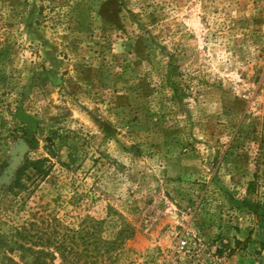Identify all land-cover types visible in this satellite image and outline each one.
<instances>
[{
	"label": "rangeland",
	"instance_id": "374dc122",
	"mask_svg": "<svg viewBox=\"0 0 264 264\" xmlns=\"http://www.w3.org/2000/svg\"><path fill=\"white\" fill-rule=\"evenodd\" d=\"M40 249L264 264V0H0V264Z\"/></svg>",
	"mask_w": 264,
	"mask_h": 264
},
{
	"label": "trees",
	"instance_id": "16d2710c",
	"mask_svg": "<svg viewBox=\"0 0 264 264\" xmlns=\"http://www.w3.org/2000/svg\"><path fill=\"white\" fill-rule=\"evenodd\" d=\"M14 129L13 133H20L21 137H23L29 146L30 149H35L38 146V138L36 136V130L38 126V119L34 116H31L27 112L21 109H16L12 114ZM14 138H17V136L14 134ZM48 159L38 158V159H30L29 157H25V160L23 162V165L18 168V170L15 173V179L13 180L11 186H20L23 176L25 175L26 170L32 169L37 175L45 176L48 173V169L46 168L45 162ZM252 185L253 181H250L248 184V192H252ZM245 203L247 204V207L249 210H251L253 213L257 212V206L258 202L248 198L245 199ZM34 253V250L32 248H26ZM36 259L34 258L33 264H49V262H46V260H42L40 257L44 255H50V263L54 260V254L51 252H47L43 249L37 250L35 252Z\"/></svg>",
	"mask_w": 264,
	"mask_h": 264
},
{
	"label": "built area",
	"instance_id": "2783aa9c",
	"mask_svg": "<svg viewBox=\"0 0 264 264\" xmlns=\"http://www.w3.org/2000/svg\"><path fill=\"white\" fill-rule=\"evenodd\" d=\"M176 246H177V250H183L186 252H190V250L193 248L191 241L187 240L185 237L181 238L177 242Z\"/></svg>",
	"mask_w": 264,
	"mask_h": 264
},
{
	"label": "water",
	"instance_id": "95a60500",
	"mask_svg": "<svg viewBox=\"0 0 264 264\" xmlns=\"http://www.w3.org/2000/svg\"><path fill=\"white\" fill-rule=\"evenodd\" d=\"M24 147H28L27 143L25 141H21L19 145L17 146V153Z\"/></svg>",
	"mask_w": 264,
	"mask_h": 264
}]
</instances>
